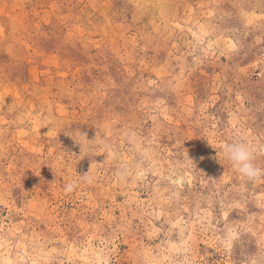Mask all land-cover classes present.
Instances as JSON below:
<instances>
[{"label": "rangeland", "instance_id": "obj_1", "mask_svg": "<svg viewBox=\"0 0 264 264\" xmlns=\"http://www.w3.org/2000/svg\"><path fill=\"white\" fill-rule=\"evenodd\" d=\"M236 139L264 168V0H0V264H264Z\"/></svg>", "mask_w": 264, "mask_h": 264}, {"label": "clouds", "instance_id": "obj_2", "mask_svg": "<svg viewBox=\"0 0 264 264\" xmlns=\"http://www.w3.org/2000/svg\"><path fill=\"white\" fill-rule=\"evenodd\" d=\"M81 135L86 137V135L82 133ZM260 151H264V148H261ZM223 152L225 159L231 163L233 168L249 180H254L264 175V168H261L256 164V152L247 141L243 139H236L227 144L224 147ZM79 176L80 180L85 183H92L94 179L90 171ZM80 180H73L71 182L65 183V191H73L78 186Z\"/></svg>", "mask_w": 264, "mask_h": 264}]
</instances>
